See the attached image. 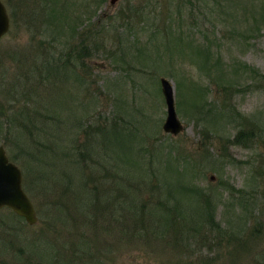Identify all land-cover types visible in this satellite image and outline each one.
<instances>
[{
	"label": "rangeland",
	"instance_id": "1",
	"mask_svg": "<svg viewBox=\"0 0 264 264\" xmlns=\"http://www.w3.org/2000/svg\"><path fill=\"white\" fill-rule=\"evenodd\" d=\"M3 1L11 28L0 39V146L21 168L38 221L30 225L10 208L0 209V264H80L67 253L74 222L66 226L48 211L60 197L47 189L49 181L42 186L45 167H34L43 160L52 166L77 146L91 164L86 175L97 169L105 185L129 192L131 206L147 209L143 223L134 217L112 223V232L97 222L102 234L93 257L100 264H264V0H120L114 6L110 0H59L53 3L65 14L59 22L67 17L61 36L39 15L43 2L34 14L29 0L28 12L18 8L23 0ZM75 23L81 35L72 33ZM81 37L88 45L85 66L74 61L62 80L55 64L66 42ZM208 47L212 57L198 63ZM161 77L174 85L185 126L176 136L163 130ZM103 129L120 131L124 149L105 139ZM241 129L248 131L247 144L233 141ZM129 146L127 164L120 160ZM136 160L138 178H128L125 168ZM110 170L119 176L108 179ZM177 180L203 190L202 213L198 200L185 199L189 210L171 208L169 214L183 225L160 228L159 204L173 207L175 192L166 193ZM80 199L77 190L69 202L75 225L83 226ZM206 200L223 230L202 218ZM197 213L196 225L183 218ZM88 235L94 244L98 236Z\"/></svg>",
	"mask_w": 264,
	"mask_h": 264
},
{
	"label": "trees",
	"instance_id": "2",
	"mask_svg": "<svg viewBox=\"0 0 264 264\" xmlns=\"http://www.w3.org/2000/svg\"><path fill=\"white\" fill-rule=\"evenodd\" d=\"M24 1H22L23 3V7L21 5V8L24 11L23 12H28L29 10L27 9L28 7L24 6ZM28 1V0H27ZM32 2L33 6V13L35 14L36 10L35 9V5H37V2H43L44 7L41 8V11L44 12L42 15L45 18V21L48 22H52L53 25H55L56 29L60 32L58 35L61 36V32L62 30L66 27L64 25H62V22H64L66 20V18H64V20L62 22H59V16L62 14L59 13V11L57 10V7L54 6L53 3H58L59 0H29ZM28 3V2H27ZM30 7V6H29ZM17 8V9H18ZM13 11V10H12ZM11 11V14H12ZM14 13V12H13ZM65 14H63L64 17ZM12 17L14 18L13 14ZM62 17V18H63ZM38 18V17H37ZM81 21V19H80ZM78 22V21H77ZM85 28V27H84ZM72 29V33H76V34H82V31H78V24L75 23L74 27H71ZM75 34V35H76ZM74 35V36H75ZM85 37H81L79 39L78 42H72L73 40H69L67 41V45H69V47L66 48V51L63 53L62 52V56L60 58V60L58 61V63L60 64L61 62V67H62V72L61 69L59 68V64H55V72L57 73V77L60 76L63 78H65V70L68 66H70L71 64L74 63V61L76 62H80L82 64V66H85V60L84 58V54H85V50H88V45H86V41H85ZM61 46L63 48V44L61 43ZM78 47H80V49H78ZM201 49V48H200ZM63 50V49H62ZM200 54H202V56L199 57V61L198 63L202 62V57L205 58V62L208 61L209 58L212 57V53H210V49L209 47L200 51ZM66 58V59H65ZM57 59V57H53V60ZM216 61L218 64H220L221 62V57H217ZM58 70V72H57ZM53 87L51 89H47L46 91V95L48 93V95L50 96V94L53 91ZM202 107L204 108L205 105L203 104ZM115 127H116V122L113 121L112 123ZM113 130L111 135H108L105 133V129H103V133L106 134L104 136V138L107 140H109L110 142H113L116 149H124V148H120L123 145V140H122V135L120 131H117L116 129H111ZM248 133V131L241 129L237 135L234 137L233 141L235 142V144H247L245 139H246V134ZM126 136V135H125ZM208 137V134H206V138ZM113 138V139H111ZM129 143V135L126 137L125 142ZM130 146L127 148V151H125L126 154V158L123 157L120 161L129 164V149ZM74 153V154H73ZM220 156V155H219ZM63 159L62 158H58L56 157V159L53 160V165L51 166L50 163H46V161L48 160H43V162H39V164L37 165V163L34 165L35 169L36 167L38 168L39 165H42V167H45V169H43L41 172L45 173L43 176H41V178L43 179V181L45 183L42 184V186L46 187L47 186V182L49 181L51 184L50 190H57L56 192L59 194L58 201H56V205L54 206L52 209H48V211L53 212L54 214H56V219H58L59 221H62L64 225H69L70 221L74 222V227H76V236L73 237V239H71L72 242V247L70 249H72L70 252H67L68 254H71L70 260L74 259L75 261H78L80 264H100L99 261L97 260V258L93 257V251H95L96 249H94V246L97 245L96 241H100V233L102 234V231L98 228H96L95 226H97V222L100 221L102 219V221H105L106 224H108L105 227H103L104 230H106V232L108 233L109 231H111L110 226H112V223L114 225V227H116L119 222H126L127 220L131 219L134 217L135 220L143 223V219H145V217L143 216V214L145 213V210L147 209H143L142 207H145V204L142 205V207H139V209L135 206H131L128 203L129 200V192L125 195L123 189H111V186L109 185H105V181L107 180L106 178H104L103 175H101L100 177L99 172H97V169L95 171V169H93L96 166V162L94 163V165L92 164V169L90 170L89 176L85 174V169L87 166H91L90 163L86 162V156L84 155L82 149L80 147H76V150H74L73 152H66L63 155ZM140 160H136L134 162H132L130 165V169L129 167L125 168L126 169V176L128 178L129 175L134 176L136 179L138 178L136 176V172L137 169H140L141 164L138 162ZM134 164V165H133ZM169 166H170V170L172 169L171 163L169 162ZM99 166H101V164H99ZM120 165H116V168L119 167ZM57 168V171L55 170ZM112 171L113 169H115L114 167L110 168ZM135 169V170H134ZM60 170V172H59ZM109 170V168H107V171ZM110 170V174H106L105 176L109 179V178H114V177H118L119 174L116 172H112ZM46 171L48 173H46ZM141 171V170H140ZM138 171V172H140ZM49 174V175H48ZM86 180H85V179ZM127 178V180H129ZM175 182V181H174ZM184 182V183H183ZM183 182H179V180H177V182L175 184H172L170 182L171 186H175L174 188L169 186L168 190H167V195H169L170 197L174 194L175 192V196H174V205L173 207H169V205H167V203H160L159 205H161V207L158 209L159 211H161V215L160 217L162 218V221L160 222L159 226L160 228H165V227H169L168 225H171L173 222L175 223L176 227L179 226V224H182L181 222H177L174 221L173 218L174 217H170L169 214H171V212H173V210L171 208H174L175 210H182L187 208L189 210V202L184 201L185 199H192L193 201L197 200L199 201L198 205L196 206L197 211L200 209L201 206V202L202 199L204 198V192L202 189L198 188L197 185L195 186H191L189 185V183L185 182L183 180ZM138 185H141L138 182ZM80 191L81 192V199L78 201V203L76 204V206H79V209L77 210L78 213L81 214V217L83 218L82 220V224L83 226H80L79 224L75 225V221L76 220V212L73 210L74 209V203L69 202V199H72V194L75 193V191ZM240 191V190H239ZM238 191V192H239ZM113 192V193H112ZM118 194V195H117ZM49 196H51V193L47 194ZM64 197V199H63ZM121 198H124V200L122 201ZM46 202L48 204H50L51 201L46 200ZM192 201H190L191 203ZM182 204V205H181ZM186 204V205H183ZM185 208H184V207ZM194 205H192L193 207ZM206 209H207V214L205 217L202 216V218L204 220H208L209 221V225L212 226L214 229L213 230H223L221 228L220 223H217V221L215 220V216L213 214L215 208L212 207V202L209 200H206L205 203ZM119 208L122 209V212L119 216ZM196 209H193L196 210ZM76 210V207H75ZM141 210V211H139ZM201 213H202V209ZM57 211H59V213H64L65 216L62 217H57ZM170 211V212H169ZM169 212V213H168ZM204 213V212H203ZM200 213H197V215L195 216H191V219L187 218L186 216L183 217L185 220H191L193 222V224H197L198 222V217H199ZM208 216V218H207ZM133 219V220H134ZM173 220V221H170ZM68 222V223H64ZM171 222V223H170ZM170 223V224H169ZM123 225V224H122ZM183 225V224H182ZM71 227V226H70ZM88 227L91 228V230L87 229ZM88 231V232H87ZM225 231V229H224ZM100 232V233H99ZM75 233V232H73ZM88 233H92L93 235L96 234V236H98L97 238H94V244L93 242H88L89 239H91L87 234ZM223 234L225 235V233L223 232ZM77 237V238H76ZM74 238H76L74 240ZM120 238V237H119ZM84 250H81V249ZM98 249V248H97ZM76 251V252H75ZM58 257V256H56ZM62 263V262H61Z\"/></svg>",
	"mask_w": 264,
	"mask_h": 264
},
{
	"label": "water",
	"instance_id": "3",
	"mask_svg": "<svg viewBox=\"0 0 264 264\" xmlns=\"http://www.w3.org/2000/svg\"><path fill=\"white\" fill-rule=\"evenodd\" d=\"M120 0H110L112 6ZM11 28V18L8 9L0 0V39ZM162 93L167 106V116L163 124V130L172 135L181 133L185 126L178 117L175 102V89L171 80L160 78ZM212 178H214L212 176ZM11 208L15 213L24 217L33 225L37 223L38 216L33 201L23 188V173L21 168L12 162L3 145L0 146V208Z\"/></svg>",
	"mask_w": 264,
	"mask_h": 264
},
{
	"label": "flooded vegetation",
	"instance_id": "4",
	"mask_svg": "<svg viewBox=\"0 0 264 264\" xmlns=\"http://www.w3.org/2000/svg\"><path fill=\"white\" fill-rule=\"evenodd\" d=\"M3 208H5V207H3ZM7 208H9V207H7ZM1 209V208H0ZM11 209V208H10ZM12 210V209H11ZM14 212V211H13ZM15 213V212H14ZM15 215H17L16 213H15ZM21 217V216H20ZM23 219H25L24 217H22Z\"/></svg>",
	"mask_w": 264,
	"mask_h": 264
}]
</instances>
